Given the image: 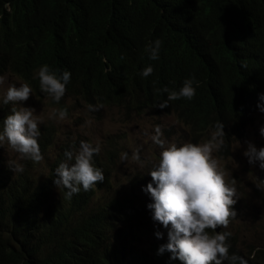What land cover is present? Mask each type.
Listing matches in <instances>:
<instances>
[{
	"label": "trees",
	"instance_id": "1",
	"mask_svg": "<svg viewBox=\"0 0 264 264\" xmlns=\"http://www.w3.org/2000/svg\"><path fill=\"white\" fill-rule=\"evenodd\" d=\"M157 38L159 59L149 60L145 46ZM44 64L71 73L55 104L122 107L129 117L156 111L177 118L197 141L219 121L226 151L254 120L264 93V0H0V76L11 74L47 96L37 75ZM149 64L153 72L141 77ZM186 78L196 82L191 100L155 106L167 99L158 90H178ZM10 111L0 110V127ZM52 145L43 136L41 154ZM64 145L44 179L12 171L0 155V264H181L157 247L143 250L141 235L128 230L147 216L141 193L148 172L130 180L129 192L109 197L116 162L109 153L94 163L104 181L65 199L53 183L55 169L73 162L65 153L76 147ZM229 232L238 248L240 240L247 244ZM248 250L233 245L229 255L264 264V246Z\"/></svg>",
	"mask_w": 264,
	"mask_h": 264
},
{
	"label": "clouds",
	"instance_id": "2",
	"mask_svg": "<svg viewBox=\"0 0 264 264\" xmlns=\"http://www.w3.org/2000/svg\"><path fill=\"white\" fill-rule=\"evenodd\" d=\"M161 45L162 41L159 38L146 44L144 50L149 60L159 59ZM152 72L153 67L149 64L139 75L146 78ZM37 75L40 91L47 96H38L32 87L24 82L18 87L9 84L2 102L5 105L10 102L21 105L34 92L38 98L46 97L59 103L65 95L71 73L67 70L58 72L44 64L39 67ZM2 81L3 77L0 76V82ZM195 84L194 78H186L178 90H170L167 87L158 90L166 93L167 99L155 106L164 109L168 107V101L181 98L191 100L195 95ZM67 100L71 99L65 101ZM97 107L99 105H88L90 111L96 110ZM256 107L254 120L244 129H248L256 122L259 113L264 114V93L258 94ZM10 110V114L4 118L0 127V147L7 142L22 159H29L34 163L40 162L44 153L41 154L42 149L39 148L42 137H39V121L34 115L35 110L23 106L13 107ZM67 114L66 108L52 110V115L60 120L65 119ZM142 115L143 113L132 117ZM223 129V123L218 121L210 138L204 143L166 144L162 139L163 132L160 126H154V134L150 139L161 149L158 162L149 171H140V173L148 172L151 177V182L142 187V191L147 194L141 193V198L149 202L147 216L144 215L140 222H134L135 224L128 228L130 231H136V236L141 235L139 246L157 247L158 255L161 257L171 255V260H179L181 264H224L225 261L228 264H247V260L242 256L235 253L229 255V248L233 245L244 255L249 251L248 243L244 244L240 240L238 248L229 241L232 235L229 228L239 217L241 202L244 203L243 210L255 216L257 212L255 205L249 202L246 195L236 192L234 186L236 181L225 178V172L220 168L217 159L212 156L213 151L219 149L222 154L228 153V149L226 151L221 149L225 136ZM259 134L264 138V125L260 126ZM71 149V152H66L65 156L68 161L73 162H61L55 169L57 178L53 181L56 188L65 190L64 197L69 200L81 191V188L88 191L97 182L104 181L103 170L94 164L96 158L103 159V149L98 143L94 145L82 140L77 152H75L76 148ZM243 155L249 164L257 163L263 169L260 186L264 192V147L258 149L253 143L247 142ZM128 159L129 153H120L122 162ZM131 159L141 161L139 149L131 154ZM10 163L12 171H23L22 166L14 162ZM144 228L149 234L147 244L142 241Z\"/></svg>",
	"mask_w": 264,
	"mask_h": 264
},
{
	"label": "rangeland",
	"instance_id": "3",
	"mask_svg": "<svg viewBox=\"0 0 264 264\" xmlns=\"http://www.w3.org/2000/svg\"><path fill=\"white\" fill-rule=\"evenodd\" d=\"M24 83L17 77L6 75L0 82V110L10 106L30 107L35 110L34 115L39 121V137L50 136L54 144L42 154L43 159L37 163H29V159H22L20 154L15 152L5 142L0 147V155L6 158V163L12 168L10 162L22 166L31 171L33 177L46 178L51 173V166L55 163L58 153L62 151L64 144L69 143L79 148L80 142L87 141L92 144H99L103 149L102 158L112 151L116 157L113 164L112 187L105 192L109 197L116 194L121 195L130 191V180L140 171L149 169L158 162L161 149L152 143L150 136L154 126L159 125L163 132L162 139L167 143L181 144L183 142L204 143L209 136L202 141L194 140L187 129L174 116L145 113L142 116L129 117L131 112L122 107L100 106L90 111L88 106L81 102L67 100L63 105L52 103L49 98H38L34 92L22 104L10 102L5 105L3 96L9 84ZM67 109V117L60 120L52 115L53 109ZM155 114V115H154ZM2 114L0 113V117ZM264 125V114L259 113L256 122L244 129L242 133L234 134L233 146L228 149L227 154L214 150L213 158L217 159L220 168L225 172V178L231 181L234 179L236 192L243 193L249 202L255 205L257 216L244 209V203L239 204V217L232 225L234 232L248 243V249L256 246H264V192L260 186L263 172L257 163L249 164L243 152L247 148V142L253 143L258 149L264 147V138L259 134L260 126ZM139 149L141 161L131 159V154ZM49 151V152H48ZM129 153L127 161L120 160V153ZM27 160V161H26ZM16 172V171H15ZM148 224V223H147ZM231 224V223H230ZM149 234L144 228L142 241L148 243ZM147 245L143 247L146 250Z\"/></svg>",
	"mask_w": 264,
	"mask_h": 264
},
{
	"label": "water",
	"instance_id": "4",
	"mask_svg": "<svg viewBox=\"0 0 264 264\" xmlns=\"http://www.w3.org/2000/svg\"><path fill=\"white\" fill-rule=\"evenodd\" d=\"M218 228V227H217ZM218 231V229H216Z\"/></svg>",
	"mask_w": 264,
	"mask_h": 264
}]
</instances>
